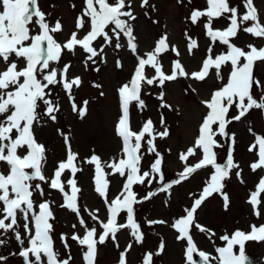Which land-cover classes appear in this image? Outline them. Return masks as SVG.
<instances>
[{"label":"snow or ice","instance_id":"snow-or-ice-1","mask_svg":"<svg viewBox=\"0 0 264 264\" xmlns=\"http://www.w3.org/2000/svg\"><path fill=\"white\" fill-rule=\"evenodd\" d=\"M178 3L183 4L184 0H178ZM137 6L141 9L156 8L150 0H138V4L137 0H82L81 11L74 18V30L65 35L61 20H49L51 13L42 10L38 0H0V237L14 236L20 247L9 255L19 256L22 264H75L69 241L75 242L80 249L82 264H96L98 246L112 242L119 249L117 235L122 231H127L135 244L143 245L145 233L135 218V205L151 200L159 193H169L174 185L188 181L200 170H211L210 175L204 180L198 195L189 194L192 202L182 210L183 214L171 222L149 219L147 225H167L174 230L175 239L186 244L183 251L185 264H246L249 259L245 254L246 243H264V223H251L250 230L235 229L232 233L220 235L218 239L224 242V246H216L215 254L198 251L192 234L195 229L207 234L209 239L215 237L214 232L197 221L198 209L209 198L219 196L227 211L230 197L224 191L226 181L235 175L240 183H244L242 168L234 162L236 137L235 133L229 132V125L233 121L242 122L252 110H258L264 116V79L254 74V70L264 64V46L249 43L246 50L232 43L240 30L254 38L264 39V23L254 0H242L243 14L230 0H206L203 10H190L188 19L191 23L195 25L200 21L213 44L218 41L226 46L225 51L213 56L210 45L199 69L192 72L186 70L180 59L172 60L170 70H164L163 55L169 51L177 57L181 55L175 45L170 46L167 34L158 38L151 50L139 54L133 26L137 20L134 14ZM144 14L148 15L147 12ZM219 18L228 22L223 30L214 28L213 21ZM58 35H65V38L58 40ZM188 40L187 51L191 55L198 44L191 37ZM108 46L113 50L126 47L134 55L136 63L130 79L116 89L118 117L114 134L121 142L119 157L102 161L100 156L93 154L84 161L94 166L95 192L106 207L104 219L97 215L99 209H84L96 222L89 226L78 204L81 190L74 177L82 169L77 165L78 154L72 150L69 137L57 129L63 136L66 158L57 162L49 176L45 175L47 148L39 142L36 130L42 122L57 121V114L61 111L57 88L66 95L72 112L81 119L87 115L89 101L83 100L78 104L74 95V89L82 87V77L70 75L71 63L61 61L66 54L77 56L82 53L85 54L83 64L86 69L90 65L106 64ZM114 66L122 68L123 65L116 60ZM225 67L228 68L227 74L223 72ZM93 70L99 72L101 69L96 66ZM210 77L220 84L208 98L200 101L205 114L193 145L179 154L183 170L177 179L165 182L164 156L155 144L157 137L164 139L169 136L164 119L162 117L160 121L162 131L156 130L151 119L145 121L138 131L133 130L130 108L133 104L139 110L146 108L142 93H146L150 86L163 89L168 82L179 78L205 82ZM93 87L100 88L101 85L94 84ZM191 90L196 92L195 88ZM99 95L103 97L105 93L101 91ZM164 97L165 93L160 91L157 99L161 101V107L170 108L164 103ZM248 131L254 136V141L247 151L257 157L249 168L253 173L258 170L264 173V135L254 133L251 128ZM145 146L147 153L153 155L147 171L141 166ZM225 148L226 161L218 163L217 150ZM190 157L196 162L190 163ZM105 169L111 171L106 172ZM66 172H70L72 178L65 182L62 176ZM110 175L122 178V186L111 198L107 179ZM154 181L159 187L138 199L134 186L146 183L151 186ZM44 184L63 195L59 207L75 214L78 224L71 227L77 230L79 226L82 230L60 234L65 250L63 254L55 248L52 235V221L55 220L51 207L53 202L47 199L36 201L37 196L43 198L46 195ZM66 185L70 193L66 191ZM261 194H264V174L259 175L258 183L246 199L257 220L264 215ZM122 214L125 219L120 222L118 218ZM6 242L0 238V246ZM133 246L128 243L118 251L116 264H128L127 257ZM237 247L238 252L235 251ZM165 248V241L161 239L156 250L143 253L141 264H154V257L161 256ZM194 254L199 260L194 259ZM0 264H10L9 256L0 255Z\"/></svg>","mask_w":264,"mask_h":264},{"label":"rangeland","instance_id":"rangeland-1","mask_svg":"<svg viewBox=\"0 0 264 264\" xmlns=\"http://www.w3.org/2000/svg\"><path fill=\"white\" fill-rule=\"evenodd\" d=\"M150 2L156 6L155 10L149 8L141 9L137 6L134 11L137 16L133 26L134 34L137 36L138 52L143 55L146 51L153 48L154 42L158 38L167 34L170 46L175 45L181 55L177 57L171 51L163 55L161 62L166 72L170 70L171 61L174 59H180L188 72L198 70L202 59L207 55V49L210 45L213 48V56L225 51L226 46L220 45L218 41L215 44L211 42L200 21L194 25L188 19L191 9L203 10L206 8V0H191V3H188V0H184L183 4L178 3V0H150ZM230 2L233 6H237L240 13L243 14L245 9L242 6V0H230ZM38 4L46 13H51L49 20H61L64 25L65 35L74 30V18L81 11L82 4L79 1L38 0ZM72 4H75L76 7L72 8ZM254 4L259 10L261 22L264 23V0H254ZM145 12L148 15H145ZM202 20H206V18H202ZM154 21L156 22L154 23ZM227 23L224 18L213 21L214 28L220 30H223ZM65 35H58L57 39L63 40ZM188 37L195 39L198 44V47L193 49L191 55L187 51ZM124 42L122 40V43ZM232 43L246 49V45L249 43L255 44L257 47L264 46V39L254 38L240 30L238 36L232 39ZM106 52V64L90 65L87 69L83 64V56L85 54L81 53L77 56L66 54L63 56L61 63L70 62L72 65L70 75L82 77V87L74 89V95L78 104L83 100L89 101L87 115L81 119L76 113L72 112L66 95L57 88L56 91L60 93L61 104V111L57 114L58 119L55 123L50 121L42 122L37 126L36 130L39 142L44 143L47 148L45 175L49 176L52 174L57 162L66 158L63 136L59 134L57 129L69 137L72 150L78 154L77 165L82 169L74 177L77 186L81 190L78 194V204L81 207V214L89 226L96 222L91 220L88 212L84 209L87 208L89 211L99 209L97 215L104 219L106 207L102 198L95 192L94 166H90L84 161L93 154L100 156L102 161H111L119 157L121 142L114 134V124L118 117L116 89L130 79L136 63L134 55L126 47L113 50L112 46H108ZM116 60L121 61L122 68L114 66ZM96 66L100 67L101 70L99 72L93 70ZM227 71L228 68L225 67L223 69L224 74H227ZM254 74L264 79V64H260L254 70ZM203 83L179 78L175 82H168L163 89L150 86L146 93H142L146 108L139 110L135 104L130 108L133 130L138 131L145 121L151 119L156 130L162 131L163 128L160 121L162 117L164 119V127H167L169 136L164 139L157 137L155 144L157 150L164 156L163 171L166 177L165 182L177 179L178 173L183 170V163L178 157L180 153L193 145L194 139L198 135L199 125L205 114V108L200 101L208 98L209 93L219 86L220 81L210 77L206 79L204 86H202ZM94 84H99L101 87H93ZM189 85H191V88H195L196 92H193ZM101 91L105 93L103 97L99 95ZM160 91L165 93L164 103L170 105V108L161 107V101L157 99ZM195 105L199 107L201 117L195 113L190 121L189 111ZM231 112H234V109L230 110V114ZM249 128L258 135H264V116L258 110H252L242 122L233 121L229 125V132L235 133L236 137L234 162L239 163L242 168L241 177L244 183H240L235 175H232L226 181L224 191L230 197V206L227 211L224 210L222 199L219 196L209 198L198 209L197 221L216 234L215 237L209 239L207 234L200 233L194 229L192 234L198 251L215 254L214 248L216 246H224V242L218 239L220 235L226 232L232 233L235 229L250 230L249 225L251 223H256L257 225L264 223V215L257 220L252 215L250 206L246 203L250 191L254 190L255 184L258 183L259 175L264 174L260 173L259 170L257 173H253L249 168V164L257 159L254 153L247 151L250 143L254 141V136L248 131ZM77 139H79L78 142ZM142 151H144V157L141 166L143 170L147 171L153 160V155L147 153L146 146ZM217 152V162L224 163L226 161V148L218 149ZM189 162L195 163L196 160L190 157ZM105 171L110 172L111 170L105 169ZM210 171L200 170L188 181H184L180 185H174L169 193H159L151 200L135 205V218L141 224V230L145 233L143 245L135 244L127 231H122L117 235L120 245L119 249L115 248L112 242L106 243L111 248L109 256L104 255V245L98 246L99 256L96 264H114L118 251L123 250L128 243L134 245L127 257L128 264H141L143 253L156 250L161 239L165 241L166 246H169V251L164 252L159 257H154V263L185 264L183 251L186 244L175 239L176 233L174 230L167 225L149 227L146 221L149 219H165L171 222L182 215V210L190 206L192 202L189 194H199L204 180L210 175ZM68 178H72L70 172H66L62 176V180L65 182ZM107 179L110 182L108 191L111 198L118 193L122 186V178L110 175ZM191 185H193V189ZM42 186L46 195L43 198L37 196L36 201L38 203L41 199H47L53 202L51 207L54 211L55 220L52 221L54 224L52 235L55 240V248L63 254L65 250L61 245L59 236L61 233L70 234L79 230V226L77 230L71 227L74 223L78 224V219L69 210L59 207L63 202L61 193L49 189L46 184ZM157 187L159 185L154 181L151 186L147 185V183L143 186L136 185L134 186V191L138 193L137 198L140 199L147 192L153 191ZM66 191L70 193V188L67 185ZM261 199L264 201V194H261ZM36 210L38 211V208ZM118 219L123 222L125 215L122 214ZM79 231L82 232V230ZM0 238L7 241L4 246H0V255L9 256L10 264H22L19 256L9 255L12 252H17L20 247L14 236L9 234ZM69 243L75 264H82L80 249L75 242L69 241ZM171 250L173 252L172 256L169 255ZM235 251L238 252V247ZM247 253L254 255L256 264H264V243L247 242L245 254ZM195 256L197 255L194 254Z\"/></svg>","mask_w":264,"mask_h":264},{"label":"bare ground","instance_id":"bare-ground-1","mask_svg":"<svg viewBox=\"0 0 264 264\" xmlns=\"http://www.w3.org/2000/svg\"><path fill=\"white\" fill-rule=\"evenodd\" d=\"M75 1H79L81 4H82V0H75ZM206 82V81H205ZM205 82L202 84V86H204ZM195 113H197L200 117H201V114H200V111H199V107L197 105L194 106V108H191V110L189 111V120L191 121L193 116L195 115ZM196 126V125H195ZM79 141V139H77V142ZM192 189H193V185H191ZM169 251V246H166L165 248V252H168ZM103 252H104V255L105 256H109L110 253H111V248H110V245L109 244H105L104 247H103ZM170 256L173 255V252L172 250L170 251L169 253ZM99 256V255H98ZM101 258H103V256H101ZM97 261H98V257H97ZM116 264V261L115 263Z\"/></svg>","mask_w":264,"mask_h":264},{"label":"water","instance_id":"water-1","mask_svg":"<svg viewBox=\"0 0 264 264\" xmlns=\"http://www.w3.org/2000/svg\"><path fill=\"white\" fill-rule=\"evenodd\" d=\"M249 259H248V261L246 262V264H252V259L250 258V257H248ZM197 260H199V258L197 259Z\"/></svg>","mask_w":264,"mask_h":264}]
</instances>
